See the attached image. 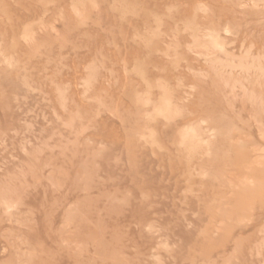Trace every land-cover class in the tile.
Here are the masks:
<instances>
[{"label": "rangeland", "instance_id": "rangeland-1", "mask_svg": "<svg viewBox=\"0 0 264 264\" xmlns=\"http://www.w3.org/2000/svg\"><path fill=\"white\" fill-rule=\"evenodd\" d=\"M263 123L264 0H0V264H264Z\"/></svg>", "mask_w": 264, "mask_h": 264}, {"label": "bare ground", "instance_id": "bare-ground-1", "mask_svg": "<svg viewBox=\"0 0 264 264\" xmlns=\"http://www.w3.org/2000/svg\"><path fill=\"white\" fill-rule=\"evenodd\" d=\"M249 1V0H248ZM224 3V2H223ZM234 6V5H233ZM236 7V6H235ZM234 9V8H233ZM240 10V9H239ZM241 11V10H240ZM237 14H238V12H237ZM234 15V14H233ZM241 15H244V14H241ZM216 20H218V18L216 19ZM240 21V20H239ZM223 22V21H222ZM234 23H235V21H234ZM5 24V23H4ZM239 25H240V23L238 24V25H236L235 24V26H237V27H239ZM241 26V25H240ZM229 30V29H228ZM184 33V32H183ZM190 37V36H189ZM195 37H196V47L197 48H199V52L201 53V54H203V55H205L207 58H210L212 55H215V57H211V59L215 62V64H216V66H218L217 67V69L221 72V71H223L225 68H234V67H237V66H239L242 70H245V72H249V70L252 68V67H256V66H254L253 65V63L252 64H247V63H243V62H239V63H236V61L234 60V58L232 57V56H229V55H227L228 57H225L226 59H222L221 57H220V55H219V53H227V50H226V43H225V40L222 38V36L220 35V33H219V30H217V29H214V30H212V31H209L208 33H206V34H204V37H206L207 39H201L200 38V36H198V35H195ZM35 39V38H34ZM242 45V44H241ZM37 47V46H36ZM4 52V51H3ZM5 53V52H4ZM240 53V52H239ZM34 54V53H33ZM218 54V55H217ZM241 54V53H240ZM39 56H40V54H39ZM239 56V55H238ZM1 60H3V59H1ZM240 60V59H239ZM22 63V62H21ZM7 65V64H6ZM23 65V64H22ZM5 66V65H4ZM9 66V65H8ZM24 66V65H23ZM259 67V66H258ZM5 69V68H4ZM3 69V70H4ZM8 69V68H7ZM260 69L262 70V72H263V68L262 67H260ZM5 71V70H4ZM10 71V70H9ZM8 72V71H7ZM235 72V71H234ZM25 73V72H24ZM243 73V72H242ZM21 75V74H20ZM193 75V74H192ZM21 77H23V76H21ZM26 77V76H25ZM11 80V79H10ZM15 81V80H14ZM94 82V81H93ZM20 85V84H19ZM19 85H16V87H19ZM22 85H23V87H24V84L22 83L21 84V88L23 89V87H22ZM261 85V84H260ZM14 86V85H13ZM16 87H15V89H16ZM20 88V87H19ZM22 90H20V92H21ZM241 91V90H240ZM252 94V93H251ZM20 98V97H19ZM177 99V98H176ZM13 100V99H12ZM11 100V101H12ZM84 100V99H83ZM143 103H149V101H150V99L149 98H143ZM13 102H14V100H13ZM255 104V103H254ZM253 104V105H254ZM242 105V104H241ZM253 105H252V102H251V105L250 106H252V108H251V111H253ZM257 105V104H256ZM245 109V108H244ZM255 109V108H254ZM137 110V109H136ZM257 109H255L254 111H256ZM7 112V111H6ZM180 112V109H179V107H177L176 106V104H174V102H173V100H172V98H171V95L169 94V92H165L164 93V95L161 97V99H160V101H159V103H158V105H156L155 106V115H162V116H165V117H167V118H170V117H172L173 115H175V114H177V113H179ZM257 112V111H256ZM142 113V112H141ZM81 114V113H80ZM83 114V113H82ZM134 114V113H133ZM256 115V114H255ZM256 120V119H255ZM254 120V121H255ZM261 120V119H260ZM259 120V121H260ZM133 121V120H132ZM258 121V122H259ZM240 122V121H239ZM263 122V121H262ZM262 122H260V123H262ZM18 123V122H17ZM121 124H122V122H121ZM222 124V123H221ZM264 124V123H263ZM17 125V124H16ZM256 125V124H255ZM19 127V126H18ZM262 127V126H261ZM123 128V127H122ZM258 128V127H257ZM17 129V128H16ZM249 129V128H248ZM259 130H260V127L258 128ZM15 130V129H14ZM123 130H124V128H123ZM262 131H264V129L262 130ZM261 131V132H262ZM180 132V131H179ZM264 133V132H263ZM126 135V134H125ZM258 135V134H257ZM250 136H252V135H250ZM263 135L261 134V137H262ZM255 138V137H254ZM8 139H9V137H8ZM179 139V138H178ZM181 141V144L182 145H184L185 146V148L188 150V152H189V154H191V155H193V154H196L197 153V151H198V148L199 147H201V145L203 144V141H205L204 139H203V137H202V135H201V133L198 131V129L196 128V127H194V126H189V127H186L182 132H181V139H180ZM127 141V140H126ZM232 142V141H231ZM2 143V142H1ZM234 143V142H233ZM137 144V143H136ZM10 145V144H9ZM175 145V144H174ZM222 144H220V146H221ZM8 147V146H7ZM140 147L142 148V146L140 145ZM218 147V146H217ZM5 148V147H4ZM3 148V149H4ZM151 148V147H150ZM175 148H176V146H175ZM216 148V147H215ZM235 148V147H234ZM242 148V147H241ZM2 149V150H3ZM244 149V148H243ZM255 150H259V149H255ZM151 151V150H150ZM250 151V150H249ZM157 152V151H156ZM175 152H176V150H175ZM256 152H258V151H256ZM10 153V152H9ZM9 153H6L7 155L9 154ZM5 154V155H6ZM23 154V153H22ZM152 154V153H151ZM223 154V153H222ZM9 155H11V154H9ZM234 156V155H233ZM261 156H263L264 157V155H261ZM6 157V156H5ZM9 157V156H8ZM262 158V157H261ZM212 159V158H211ZM169 161V160H168ZM167 161V162H168ZM179 162V161H178ZM115 164V163H114ZM113 164V165H114ZM260 166H259V168H257V171L259 172V176L258 177H256V180H250V182H243V184H245V186H248V185H246V184H249V186H248V191H249V195H247V199H249V203L248 204H250L251 203V201L254 199V198H256V197H259V198H261L262 200L264 199V161H262V162H259L258 163ZM122 165V164H121ZM127 165H128V163H127ZM81 166V165H80ZM203 166V165H202ZM241 166H243V165H241ZM129 167V166H128ZM19 168V167H18ZM85 168V167H84ZM222 169V168H221ZM11 170V169H10ZM86 170H87V167H86ZM193 170V169H192ZM200 170V169H199ZM241 171V170H240ZM80 172V171H79ZM171 172V171H170ZM198 172V171H197ZM7 173V172H6ZM68 173V172H67ZM91 173V172H90ZM103 173V172H102ZM229 173V172H228ZM234 173V172H233ZM64 174V173H63ZM96 174V173H95ZM231 174V173H230ZM47 175H48V173H47ZM66 175V174H65ZM87 175V174H86ZM97 175V174H96ZM197 175V174H196ZM234 175V174H233ZM233 175H232V177H233ZM71 176V175H70ZM92 176V175H91ZM238 176V175H237ZM236 176V177H237ZM85 177V176H84ZM139 177V176H138ZM145 177V176H144ZM235 177V176H234ZM239 177V176H238ZM237 177V178H238ZM244 177V176H243ZM32 178V177H31ZM30 178V179H31ZM231 178V177H230ZM229 179V178H228ZM20 180V179H19ZM232 181V180H231ZM230 181V184L232 183ZM26 182V181H25ZM97 182V181H96ZM234 182V181H233ZM12 183V182H11ZM51 183V182H50ZM94 183H95V181H94ZM31 184V183H30ZM87 185H88V183H87ZM31 186V185H30ZM89 186V185H88ZM216 186V185H215ZM217 186H218V184H217ZM186 187V186H185ZM15 188V187H14ZM226 188V187H225ZM237 188V187H236ZM240 188V187H239ZM93 191V190H92ZM213 191V190H212ZM99 192V191H98ZM162 192V191H161ZM206 194H207V192H206ZM212 194V193H211ZM132 195V194H131ZM202 195V194H201ZM43 196H44V194H43ZM142 196V195H141ZM230 196V195H229ZM190 197H192V196H190ZM231 197V196H230ZM19 198V197H18ZM143 198V197H142ZM154 198V197H153ZM233 199V198H232ZM22 200V199H21ZM260 200V199H259ZM0 201L3 203V204H1V205H5L6 206V208L7 209H9V208H12V207H14L15 206V201L14 200H12V198L9 196V195H7V193H5V194H3V195H1L0 196ZM142 201V200H141ZM237 201V200H236ZM91 203V202H90ZM17 204V203H16ZM103 205V204H102ZM181 205V204H180ZM243 205V204H242ZM114 206V205H113ZM244 206V205H243ZM242 206V208H240L242 211H243V213H245V212H250V210H248L247 208H246V206H244L243 207ZM96 207V206H95ZM165 207V206H164ZM236 207H241V206H236ZM90 208V207H89ZM88 208V209H89ZM72 209V208H71ZM74 209H76V208H74ZM165 209H166V207H165ZM198 209H199V207H198ZM10 210V209H9ZM78 210V209H77ZM112 210V209H111ZM120 210V209H119ZM167 210V209H166ZM98 211V210H97ZM148 212H149V210H148ZM216 212L219 214V215H221V216H228L227 218L228 219H230V220H232L233 222L235 221L236 223H242L243 222V220H244V215H238L237 217H233V215H234V212L232 211V210H230V209H228V208H226V207H219L218 208V210H216ZM242 214V213H241ZM99 217V216H98ZM211 217V216H210ZM246 217V216H245ZM259 218V217H258ZM67 219V218H66ZM65 219V220H66ZM207 219H209V218H207ZM68 220V219H67ZM215 220V219H214ZM259 220V219H258ZM69 221V220H68ZM209 221V220H208ZM67 222V221H66ZM83 222V221H82ZM153 222V221H152ZM218 222V221H217ZM221 222H224V219L222 218L221 219ZM68 223V222H67ZM72 223V222H71ZM91 223V222H90ZM98 223H99V221H98ZM69 224H70V222H69ZM173 224V223H172ZM63 225V224H62ZM68 224H66V226H67ZM71 225V224H70ZM93 225H95V224H93ZM69 226V225H68ZM64 227V226H63ZM215 227V226H214ZM217 227V226H216ZM256 227V226H255ZM66 228V227H65ZM137 228V227H136ZM178 228V227H177ZM213 228V227H212ZM211 228V229H212ZM218 229H220V228H218ZM250 229H251V227H250ZM158 230V229H157ZM156 230V231H157ZM210 230V229H209ZM245 231H246V229H244ZM253 230V229H252ZM101 231V230H100ZM220 230H218V232H219ZM243 231V230H242ZM241 231V232H242ZM244 231V232H245ZM249 231V230H248ZM214 232V231H213ZM217 232V233H218ZM238 232H240V231H238ZM101 233V232H100ZM220 233V232H219ZM222 234V233H221ZM220 234V235H221ZM238 234V233H237ZM88 235H91V234H88ZM99 235V234H98ZM142 235V234H141ZM182 235V234H181ZM212 236H214L213 234H211ZM210 235V236H211ZM219 235V236H220ZM183 236V235H182ZM210 236H208V237H210ZM82 237V236H81ZM89 237V236H88ZM95 237V236H94ZM114 237V236H113ZM133 237V236H132ZM79 238V237H78ZM143 238V237H142ZM74 239V238H73ZM205 239V238H204ZM207 239V238H206ZM211 239V238H210ZM214 239V238H213ZM216 239H218V238H216ZM216 239H214V240H216ZM84 240V239H83ZM208 240V239H207ZM218 240H220V238L218 239ZM211 241H212V239H211ZM211 241H209V242H211ZM71 242V241H70ZM78 242V241H77ZM80 242V241H79ZM78 242V243H79ZM82 242V241H81ZM81 242H80V244H81ZM88 242V241H87ZM208 242V243H209ZM67 243H68V241H67ZM166 243V242H165ZM63 244H66V243H64L63 242ZM77 244V243H76ZM80 244H78V245H80ZM67 245V244H66ZM71 245H72V242H71ZM77 246V245H76ZM75 247V246H74ZM78 247H80V246H78ZM72 249H73V247H72ZM232 249V248H231ZM74 250V249H73ZM95 250V249H94ZM75 253V252H74ZM95 253V252H94ZM198 254V253H197ZM218 257V256H217ZM172 259V258H171ZM175 262V261H174ZM264 262V261H263ZM208 264H211V263H208Z\"/></svg>", "mask_w": 264, "mask_h": 264}]
</instances>
